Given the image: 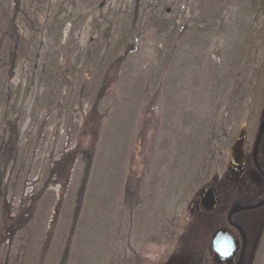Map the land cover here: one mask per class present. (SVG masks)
I'll use <instances>...</instances> for the list:
<instances>
[{
  "label": "rangeland",
  "instance_id": "rangeland-1",
  "mask_svg": "<svg viewBox=\"0 0 264 264\" xmlns=\"http://www.w3.org/2000/svg\"><path fill=\"white\" fill-rule=\"evenodd\" d=\"M246 1L0 0V264L196 261L193 200L264 123Z\"/></svg>",
  "mask_w": 264,
  "mask_h": 264
},
{
  "label": "flooded vegetation",
  "instance_id": "flooded-vegetation-1",
  "mask_svg": "<svg viewBox=\"0 0 264 264\" xmlns=\"http://www.w3.org/2000/svg\"><path fill=\"white\" fill-rule=\"evenodd\" d=\"M246 141L245 136L242 172H227V189L220 190V183L212 184L203 187L193 200L191 209L199 211L200 218L202 215L209 216L208 227L212 229L210 241L206 240L207 235L201 236L202 242L193 264H252L254 252L259 247V234L262 231L260 223L264 218V166L258 157L260 149L257 155H254L253 149L249 153L250 159L247 158ZM210 195L215 206L211 211L204 207ZM199 230L203 231L200 225ZM219 231L224 233L221 237L222 250L221 247L214 249L212 246L215 234Z\"/></svg>",
  "mask_w": 264,
  "mask_h": 264
},
{
  "label": "water",
  "instance_id": "water-1",
  "mask_svg": "<svg viewBox=\"0 0 264 264\" xmlns=\"http://www.w3.org/2000/svg\"><path fill=\"white\" fill-rule=\"evenodd\" d=\"M263 133H264V123L260 126V129H259V136L255 143L254 155H256L257 153V147L260 143ZM244 151H245V130H244V127H242L234 145L231 148V152H230L231 161L229 163V166H230L229 170H232V172L233 171L242 172L243 165H244ZM210 196H211L210 200L207 203H204V207L206 208V210H209V211L213 210L215 207L213 197L212 195ZM223 234L224 233L221 231L215 234V237L212 243V246L214 249H218V247H221V250L223 249L222 239H221Z\"/></svg>",
  "mask_w": 264,
  "mask_h": 264
},
{
  "label": "trees",
  "instance_id": "trees-1",
  "mask_svg": "<svg viewBox=\"0 0 264 264\" xmlns=\"http://www.w3.org/2000/svg\"><path fill=\"white\" fill-rule=\"evenodd\" d=\"M248 1V3L251 5V7H257V5H258V3H260V5H262V1L263 0H247ZM246 1V2H247ZM263 5H264V3H263ZM250 7V8H251ZM242 8H245V6H243ZM245 12V11H244ZM164 23H166V25L165 26H167V27H169V25L168 24H174V23H171V21L170 20H168V21H165ZM164 26V27H165ZM125 32V31H124ZM5 55H6V53H4L3 51L2 52H0V62H1V60L2 59H4L5 58ZM1 68V71L3 70V67H0ZM39 70L37 69V73H39L38 72ZM42 71H40V73H41ZM40 73H39V78H40ZM54 70H52V72L51 71H49L48 72V74L47 75H45V78L48 80V81H50L49 82V84L50 83H52V82H54L55 80H54ZM41 75H42V73H41ZM57 78V77H56ZM55 78V79H56ZM5 93L2 91L1 92V96H0V99L2 100V95H4ZM6 95V94H5ZM6 97V96H5ZM5 97H4V100H5ZM7 98V97H6ZM4 100H3V102H4ZM2 104V102H0V106H2L1 105Z\"/></svg>",
  "mask_w": 264,
  "mask_h": 264
},
{
  "label": "bare ground",
  "instance_id": "bare-ground-1",
  "mask_svg": "<svg viewBox=\"0 0 264 264\" xmlns=\"http://www.w3.org/2000/svg\"><path fill=\"white\" fill-rule=\"evenodd\" d=\"M231 152V151H230ZM230 158H231V156H230Z\"/></svg>",
  "mask_w": 264,
  "mask_h": 264
}]
</instances>
